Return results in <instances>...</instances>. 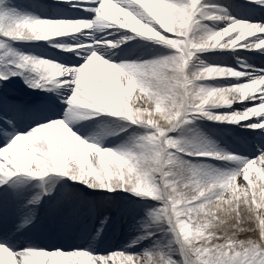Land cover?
<instances>
[{
	"label": "snow or ice",
	"instance_id": "6c2138e0",
	"mask_svg": "<svg viewBox=\"0 0 264 264\" xmlns=\"http://www.w3.org/2000/svg\"><path fill=\"white\" fill-rule=\"evenodd\" d=\"M58 2L89 15L41 17L14 0H0V49L8 40L42 41L67 53L62 59L11 48L4 53L11 55L15 70L0 72V249L15 264H190L185 246L191 238L185 239L180 221L189 222L186 209L197 208L207 196L177 204L160 198L159 187L175 189L185 174L198 186L221 191L232 187L234 177L235 185H245L250 195L264 183V145L254 158L241 157L195 127L197 120L206 119L264 130V68L248 71L251 66L240 61L244 70L201 61L190 70V64L208 50H264V23L236 19L223 6L202 0ZM253 2L264 7V0ZM200 20L228 22L194 38ZM50 25L87 26L46 37L35 31ZM24 32L33 38H23ZM141 41L174 52L145 59L146 53L136 51ZM15 76L23 80L21 92L11 88ZM244 77L223 86L199 83ZM233 104L239 107L212 110ZM157 110L168 120L167 128L152 118ZM104 116L113 118L114 126L86 132L84 138L77 134L80 129L69 126ZM105 136L122 142L105 145ZM199 157L240 167L221 171L196 161ZM50 174L63 181L55 195V184L44 180ZM33 178L40 181L33 185L39 189L35 192L27 186ZM153 185L155 190L145 191ZM121 228L128 242L109 250L108 234L118 235ZM168 233L179 261L161 249V234ZM192 252L196 264H264V248Z\"/></svg>",
	"mask_w": 264,
	"mask_h": 264
},
{
	"label": "clouds",
	"instance_id": "9594fccd",
	"mask_svg": "<svg viewBox=\"0 0 264 264\" xmlns=\"http://www.w3.org/2000/svg\"><path fill=\"white\" fill-rule=\"evenodd\" d=\"M87 25L61 27L58 25L43 26L39 31L44 36L60 34L63 31L77 30ZM23 38H33V33L24 32ZM218 74L216 72H202L201 75ZM199 78V77H197ZM133 81H129L131 84ZM161 128L168 127V120L157 112L153 113ZM247 177L248 173H244ZM185 179L175 188L161 185L158 189L159 197L166 201L175 200L177 204L183 201L207 196V200L197 208L186 209L188 221H180V230L185 239L191 238L186 244V251L190 264H196L198 257L193 255L194 249L230 250L233 253L250 252L255 248H264V183L260 184L254 195H250L245 185H233L231 188L219 190L214 185L198 186L191 182L185 174ZM216 188V191H213ZM155 190V186L152 189ZM155 264H159L156 261Z\"/></svg>",
	"mask_w": 264,
	"mask_h": 264
},
{
	"label": "bare ground",
	"instance_id": "6f19581e",
	"mask_svg": "<svg viewBox=\"0 0 264 264\" xmlns=\"http://www.w3.org/2000/svg\"><path fill=\"white\" fill-rule=\"evenodd\" d=\"M143 2L146 4H149V5H158L160 3V0H143ZM14 3L16 4V3H18V1H14ZM203 3L220 5L219 0H204ZM24 5L27 6V8H20V9L26 10L29 12H33L34 14H36L38 16L43 15L42 12H38L36 9H33L30 5L25 4V3H24ZM234 12L235 11H232L229 15L234 14ZM58 16L59 15L57 13H55V14H51L50 18H58ZM65 16H66L65 13H63L61 15V17H65ZM259 20L264 21V17H259ZM133 22H135V21L133 20ZM226 23H227V21L200 20L199 26L196 28V30L194 31L192 36L194 38H197L200 35H202L205 31H207L208 29H212V30L219 29V28L224 27V25ZM137 29L139 31H143L144 27L137 23ZM72 31L74 32L76 30H72ZM95 35H98V36L99 35H105V33L96 32ZM17 49L22 53H31L33 55L38 54V51H30L29 49L28 50L27 49L22 50L19 48H17ZM12 50L16 51V49H12ZM136 51H137V53H146V55L144 56L145 59L154 58V57L160 56V55H169V54H172L174 52V50L169 49L167 47H164L162 45H156L152 42L145 43L143 41H141V44L137 47ZM6 57L12 58L11 55H8ZM201 61L208 64V65L223 64V61L220 58L215 57V54L212 52V50H208V51H205L202 53H197V57L194 58L192 63H191L190 70L199 67ZM29 75H34V74L30 73ZM16 78H17V76L12 77V79H14V80H16ZM242 79L246 80L247 77H244ZM240 80H241V78H235L232 80L227 79V80L220 81L218 83H214V82H211V81H213V79H209V81H210L209 83H207L205 81H201L199 83H202L205 85L206 84L212 85V86H223V85H226L228 83L239 82ZM14 82L19 84L20 86L24 87L23 81L19 82V83L16 81H14ZM245 103L248 104L250 102L245 101ZM232 106H238L239 107V105H237V104H233ZM232 106H231V108H213L212 110L213 111H220V112L230 111L232 109ZM238 107H235V108H238ZM93 124H96V125L93 126ZM69 126L72 128L73 131H77L78 129H80V131H78L77 134L81 135L82 138H84L83 135H85L86 132L87 133L89 132L88 134L91 135L92 133H97V132L99 133L101 131L102 126H114V119L105 116L104 119H101L100 121H98V118H91V119L85 120V121H77L74 124H70ZM216 126L224 127L223 134L229 135L230 134L229 130L232 128L233 124L217 123V122L208 121L206 119H200V120H197L195 122V127L199 130V132L204 137L212 140L213 142H215L218 145V147H220L219 142H222V141L220 140V134L216 132V128H215ZM237 131L245 132L246 130L244 128L238 127ZM185 134L189 135V136L191 135V133H187V132H185ZM110 142L121 143L122 141L118 137H114V136H105L103 138V143L105 145L110 144ZM263 143L264 142H261L259 144V146L264 145ZM220 148L229 151V149L227 147H225L224 145ZM254 151L258 152V148L254 149L251 152H254ZM204 159H208L211 163H207L208 161H205V162L198 161V162L208 164L213 168L220 169L221 171H229L231 169L240 167V165H238L236 162H229V161H227L226 167H220L217 164H212L216 159H210V158H204ZM196 160H198V159L196 158ZM261 175L264 176V174H261ZM57 187L60 188V186H57ZM31 190H34V189L32 188ZM33 192H35V191H33ZM121 195H126V194L121 193ZM111 235H115V240H117L115 248H119L120 245L128 242L127 241V234L124 230L122 231L121 234L119 233L118 235L110 232L108 234L107 239H106V244L109 246V250H112ZM161 237H162L161 241H160L161 249L163 251L167 252L168 255L172 256L177 261H179L178 259H181V257L179 255H177V253H176L177 245H175L174 243L171 245L168 244V241L171 239V234L170 233H168L167 235L161 234ZM10 262H12V260Z\"/></svg>",
	"mask_w": 264,
	"mask_h": 264
},
{
	"label": "rangeland",
	"instance_id": "374dc122",
	"mask_svg": "<svg viewBox=\"0 0 264 264\" xmlns=\"http://www.w3.org/2000/svg\"><path fill=\"white\" fill-rule=\"evenodd\" d=\"M234 65L237 66V67H239V65H237V64H234ZM2 67H3V70H0V72L6 70V68H5L6 66L4 64L2 65ZM18 89H22V88L20 86H18ZM19 91H23V89L22 90H19ZM38 181L39 180L32 179L31 184H29L28 187L31 188V189L33 188L34 190H32V191H38L37 188L33 187V185L37 184ZM62 183H63L62 180H55V181H53V184H55V186H56V188L53 191V195H55L56 189H59L57 186H61ZM0 250H3V251H1V254H0V264H15V261L10 256H7L6 251L4 249H0ZM6 256H7V259H6ZM11 260H12V262H10ZM178 260H180V259H178Z\"/></svg>",
	"mask_w": 264,
	"mask_h": 264
}]
</instances>
